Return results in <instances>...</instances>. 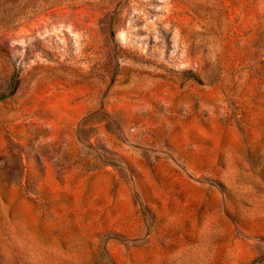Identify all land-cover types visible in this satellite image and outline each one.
I'll return each instance as SVG.
<instances>
[{"label": "rangeland", "instance_id": "1", "mask_svg": "<svg viewBox=\"0 0 264 264\" xmlns=\"http://www.w3.org/2000/svg\"><path fill=\"white\" fill-rule=\"evenodd\" d=\"M0 264H264V0H0Z\"/></svg>", "mask_w": 264, "mask_h": 264}, {"label": "trees", "instance_id": "2", "mask_svg": "<svg viewBox=\"0 0 264 264\" xmlns=\"http://www.w3.org/2000/svg\"><path fill=\"white\" fill-rule=\"evenodd\" d=\"M14 89H15V85H13V86H12V89H11V91L13 92V91H14Z\"/></svg>", "mask_w": 264, "mask_h": 264}]
</instances>
